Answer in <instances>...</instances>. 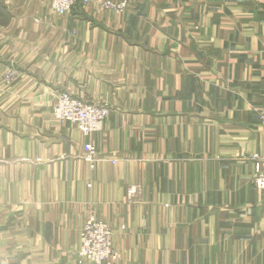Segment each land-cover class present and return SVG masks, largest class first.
Masks as SVG:
<instances>
[{
  "label": "crops",
  "instance_id": "1",
  "mask_svg": "<svg viewBox=\"0 0 264 264\" xmlns=\"http://www.w3.org/2000/svg\"><path fill=\"white\" fill-rule=\"evenodd\" d=\"M99 1L3 3L0 264H77L88 212L114 264H264V0ZM60 91L107 105L102 129L53 119Z\"/></svg>",
  "mask_w": 264,
  "mask_h": 264
},
{
  "label": "built area",
  "instance_id": "2",
  "mask_svg": "<svg viewBox=\"0 0 264 264\" xmlns=\"http://www.w3.org/2000/svg\"><path fill=\"white\" fill-rule=\"evenodd\" d=\"M91 0H49L51 9L58 14L71 12L75 6H86ZM101 8L121 12L127 8L126 0H100ZM16 80V69L11 67L6 70L3 82L11 84ZM109 108L105 104L95 103L75 97L67 91H60L56 103L52 108V116L58 121H68L77 126L83 136L99 131L106 120ZM259 121L264 125V106L259 109ZM103 158L97 153L91 140L83 144L82 159L89 169L93 170ZM255 167L252 174V183L264 195V155H252ZM115 163V159H111ZM89 186V184H88ZM136 187L127 190V196L133 197ZM124 229L123 226H121ZM79 264H114L118 254L113 250L112 231L107 221L97 219L93 214L86 217L79 235V247L74 251Z\"/></svg>",
  "mask_w": 264,
  "mask_h": 264
},
{
  "label": "rangeland",
  "instance_id": "3",
  "mask_svg": "<svg viewBox=\"0 0 264 264\" xmlns=\"http://www.w3.org/2000/svg\"><path fill=\"white\" fill-rule=\"evenodd\" d=\"M4 1L5 0H0V19H4L3 17H1V16H3V11H4V7H3V3H4ZM49 8L51 9V6H50V3H49ZM52 10V9H51ZM53 11V10H52ZM53 12H55V11H53ZM56 13V12H55ZM12 66H10L9 68H11ZM9 68H7V69H9ZM6 72V71H5ZM4 76H5V73L3 74V77H2V81L4 80ZM17 77H18V71L16 70V79H17ZM16 81V80H15ZM14 81V82H15ZM13 82V83H14ZM4 83V82H3ZM13 83H11V84H5L6 86H11ZM58 94V93H57ZM56 97H57V95H56ZM56 97H55V100H54V104L56 103ZM54 104H53V106H54ZM109 114V113H108ZM53 117V116H52ZM53 119H54V117H53ZM56 120V119H55ZM56 121H58V120H56ZM259 123H260V121H259ZM260 125H262L261 123H260ZM103 126V125H102ZM262 126H264V125H262ZM101 129H102V127H101ZM100 129V130H101ZM99 130V131H100ZM99 131H97V132H99ZM96 133V132H95ZM94 134V133H93ZM92 134V135H93ZM91 135V136H92ZM89 138V137H88ZM91 138V137H90ZM85 143V142H84ZM83 143V144H84ZM82 149H83V145H82ZM83 153V152H82ZM254 154H259L260 155V153H252L248 158L249 159H251L252 160V162H253V170H254V167H255V160L252 158V155H254ZM261 155H264V154H261ZM110 161H111V159H110ZM252 174H253V171H252ZM251 177H252V175H251ZM251 181H252V179H251ZM90 185V184H89ZM254 185V184H253ZM128 190V189H127ZM129 198V197H128ZM132 198V197H131ZM131 198H129V199H131ZM90 214H93L92 212H88L87 213V215H86V217L88 216V215H90ZM94 215V214H93ZM95 216V215H94ZM96 217V216H95ZM97 218V217H96ZM86 219V218H85ZM97 219H99V218H97ZM102 220H104V219H102ZM106 221V220H105ZM84 224V223H83ZM123 226V225H122ZM82 227H83V225H82ZM124 227V226H123ZM82 229V228H81ZM81 231V230H80ZM111 231H112V229H111ZM79 235H80V233H79ZM79 247V241H78V246H77V248ZM77 248H75L72 252H71V255L74 257V259H75V261H76V263L77 264H79L78 262H77V258H76V256L74 255V251H76L77 252ZM114 250V249H113ZM114 252H115V250H114ZM115 253H117V252H115ZM116 261H117V259H116ZM115 261V262H116ZM83 264H89V263H83Z\"/></svg>",
  "mask_w": 264,
  "mask_h": 264
}]
</instances>
